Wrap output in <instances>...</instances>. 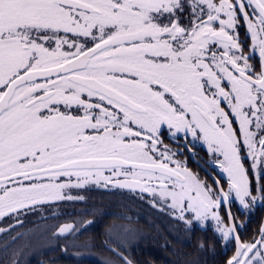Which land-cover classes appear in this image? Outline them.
<instances>
[{"label": "snow or ice", "instance_id": "6c2138e0", "mask_svg": "<svg viewBox=\"0 0 264 264\" xmlns=\"http://www.w3.org/2000/svg\"><path fill=\"white\" fill-rule=\"evenodd\" d=\"M197 142L203 177L181 159ZM92 186L210 222L221 264H264V223L241 234L264 208V0H0V264L48 232L67 254L95 220L44 213ZM135 238L102 264H139Z\"/></svg>", "mask_w": 264, "mask_h": 264}, {"label": "flooded vegetation", "instance_id": "af4514ba", "mask_svg": "<svg viewBox=\"0 0 264 264\" xmlns=\"http://www.w3.org/2000/svg\"><path fill=\"white\" fill-rule=\"evenodd\" d=\"M193 151L195 155L185 151V156L181 159L186 158L189 169L203 177L209 170L206 164L207 149L197 142ZM215 174L219 175L218 170ZM80 191L86 197L84 201L64 202L44 215L49 217V224L54 226L83 218L87 213V218L94 219L95 224L87 231L68 239L70 251L67 254L60 251V245H50V232L37 234L31 243L38 251L28 257L29 264H102L103 258L111 255L108 251L110 247L123 244L124 228L136 230V238L129 241L127 250L139 264H221L223 257L229 254L226 249L222 251L215 246L216 250H212L210 247L213 241H216L215 245L219 244L210 222L203 228L194 223L191 229H185L182 223L175 221L166 211L152 208L149 203L136 199L125 190L97 189L92 186ZM261 223H264V208L258 206L247 217V231H242L241 234L258 232ZM187 232L193 233L191 243H174L175 235L181 239ZM197 235L201 236L203 249L200 248L201 243H194ZM206 239L210 243H205ZM106 240L110 244L106 245ZM75 251H81L83 255L77 257L73 254ZM197 252L198 254H194ZM2 258L0 252V259Z\"/></svg>", "mask_w": 264, "mask_h": 264}, {"label": "trees", "instance_id": "16d2710c", "mask_svg": "<svg viewBox=\"0 0 264 264\" xmlns=\"http://www.w3.org/2000/svg\"><path fill=\"white\" fill-rule=\"evenodd\" d=\"M192 235H193V233H191V232H187V233H185L184 235H183V237L181 238V239H178V237L175 235V238H174V243L176 244V243H184V244H189V243H191L193 240H192ZM198 237H197V240L194 242L195 244H199L202 240L200 239V235H197ZM203 242V241H202ZM205 243H210L207 239H206V241H205ZM213 244H216V241H213ZM215 246H217V247H220L221 249H222V251H224L225 249L220 245V243L219 244H217V245H215ZM215 250H216V248H215ZM217 252H220V251H218L217 250ZM201 253V252H200ZM210 253H212V250L210 251ZM194 254H198V252L197 253H194Z\"/></svg>", "mask_w": 264, "mask_h": 264}, {"label": "clouds", "instance_id": "9594fccd", "mask_svg": "<svg viewBox=\"0 0 264 264\" xmlns=\"http://www.w3.org/2000/svg\"><path fill=\"white\" fill-rule=\"evenodd\" d=\"M200 243H203L202 241Z\"/></svg>", "mask_w": 264, "mask_h": 264}]
</instances>
